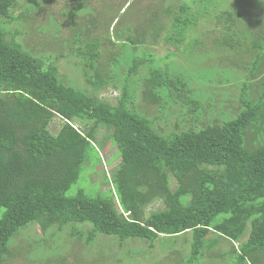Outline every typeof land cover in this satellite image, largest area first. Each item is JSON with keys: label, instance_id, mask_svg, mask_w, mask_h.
Wrapping results in <instances>:
<instances>
[{"label": "trees", "instance_id": "obj_1", "mask_svg": "<svg viewBox=\"0 0 264 264\" xmlns=\"http://www.w3.org/2000/svg\"><path fill=\"white\" fill-rule=\"evenodd\" d=\"M17 4L18 0H0V264L11 254V242L33 225H39L46 238L70 227L72 236L88 246L112 236L121 243L143 240L150 249L162 236L191 232L190 253L181 264L199 261L208 247L219 243L211 239L217 234L240 243L238 264L248 257L260 264L253 254L264 248V88L255 98L250 81H245L237 113L219 112L214 96L195 85L222 75L220 67L206 66L228 57L212 54L203 59L204 68L191 72L180 66L162 68L150 52L137 53L140 45L164 39L177 50L184 47L183 54L192 61L197 51L213 42L222 53L237 51L235 56L242 59L230 61L224 81L234 82L236 69L246 68V54L254 62L249 66L254 76L264 60L258 43L264 34L244 27L239 5L230 0H182L145 10L150 19L143 27L129 24L124 29L116 24L115 34L109 32L107 37L125 56L112 59L114 73L100 65L104 42L99 37H75L86 43L85 50H75L84 56V70L95 71L87 79L92 94L64 83L55 62L45 63L24 48L17 39L19 31L10 29L22 20V15L14 14ZM111 14L108 25L98 20L107 30L119 11ZM203 19H209L214 29L199 33ZM174 55L168 51L167 57ZM115 78H124V84L112 104L100 99L97 91L117 86ZM140 90L143 100L159 105L165 117L171 116L169 107L174 105L187 109L191 128L181 129L185 121L163 133L157 118H149L136 106ZM57 117L64 124L53 134L50 128ZM78 121L86 129L76 128ZM102 127L111 130L110 141L121 158L111 173L113 188L105 192L95 188L96 194L90 195L81 187L68 195L97 150ZM157 201L164 208L148 213ZM33 242L38 244L30 242L32 249H50L39 240ZM55 264L74 263L63 258Z\"/></svg>", "mask_w": 264, "mask_h": 264}, {"label": "rangeland", "instance_id": "obj_2", "mask_svg": "<svg viewBox=\"0 0 264 264\" xmlns=\"http://www.w3.org/2000/svg\"><path fill=\"white\" fill-rule=\"evenodd\" d=\"M136 1L30 0L29 2V0H18L14 14L16 16L22 15V20L17 23L13 22L10 29L12 32L19 31L17 39L35 57L42 59L45 63L55 62L64 83L67 85L74 84L72 86L76 85L78 89L87 88L93 94L94 91H92V87L87 79L88 76H93L95 71L91 69L87 73L84 70V56L77 55L75 50L77 51L81 48L85 50L86 43H78L75 41V37H80L84 40H87L90 36L99 37L104 42L100 47L102 52L100 65L104 69L108 68L109 72L114 73L116 67L111 62L112 59L116 57L121 60L125 56V52L119 46L110 44L107 37L109 32L115 34L116 24L122 26L124 29H127L129 24L143 27L147 24V20L150 19L149 15H145V10L152 9L154 11L156 7L162 5L182 2V0H140L137 4ZM230 1L235 6L239 5V9L243 11L241 17L246 23L244 27L254 29L263 35L264 0H260V3H258V0ZM228 2L229 0H227ZM86 10H89L87 11L88 14L85 13ZM117 10L119 11V17L113 24H110L107 30L105 27L112 19L111 15L113 14L111 12L115 13ZM76 13L78 15L71 19L70 16ZM99 19L103 20L102 22H106L107 25L101 27V24L98 22ZM209 22V19H203L200 22L198 26L199 33L214 29V24ZM82 29L87 30V33L78 32L82 31ZM113 39L111 40L113 41ZM148 42L147 44L140 45L139 47L142 48L138 47L137 53L142 55L144 50L150 52L155 56L158 65L162 68H168V66L175 68L176 66H180L183 69L190 68L191 72H194L197 70L196 68L202 69L207 64L203 59L207 57L211 59L213 57L211 56L212 54H219L216 57H228V60H224L218 64L217 61L211 60L214 64H209L206 67L208 69H214V66H217L223 69L224 73V70L232 66L230 62L232 59H239L238 62L242 61L241 57L235 56L237 51L233 52L227 49V51L222 53L223 50L221 47H218L213 42H209V40L203 52L198 53L200 51H197L195 54L197 59L195 58L192 61L183 54L184 47L177 50L175 46L168 44L164 39H160L157 43L153 41ZM258 43L261 45L259 49L260 53L263 54L264 38H261ZM205 50L207 51L204 52ZM168 51L174 52L175 55L168 58ZM249 54H252V51ZM245 56L247 59H243L247 62H244L246 68L240 69L238 67L239 69H236L234 82L229 83L228 81H224L222 73V75L218 74L214 79L203 85H195L197 89L208 92L209 96H214L213 103L216 111L237 113V108L241 106L240 96L242 90L245 88V81H250V90L255 98L258 97V92H261L264 88L262 83L264 82V60L260 64L258 72H255L253 76L249 66L254 62L248 59V54ZM143 70L142 74L146 73L145 69ZM120 73H124L123 70ZM115 81L118 84L117 86L109 85L97 91L100 99L112 104L117 103L124 84V78H115ZM217 103H222L223 106L219 107ZM135 104L149 118L153 119L156 117L158 129H162L165 134L175 129V124L177 123L182 125L185 121L188 122L184 126L182 125L181 129H189L192 126L193 119L187 109L174 105L169 107V114L171 116L165 117L163 112L159 110V105L148 104L143 100L141 90L136 97ZM63 124L64 121L61 118L57 117L54 119L50 128L52 133L57 134ZM196 124L203 125L204 122H196ZM75 126L81 130L86 129L85 123L81 121L76 122ZM110 136L111 130L105 127L100 128L97 133L99 144L95 145L97 150L92 151L93 156L85 164L79 181L73 185L67 193L68 195H73L81 187H85L90 195L96 194L93 191L95 188L99 192H105L113 188L110 183L111 173L121 162V158L119 156L120 153L118 154L117 146L110 141ZM92 161L96 162L93 164L91 163ZM84 176H87V181L84 179ZM163 208L164 204L161 201H157L148 207V213ZM45 236L39 225L30 226L26 231L16 237L14 243L13 241L11 242V254L6 258L4 264H55L63 258H67L68 262L74 264H181L187 259L186 256L190 253L192 240L191 232L176 237L162 236L157 240L156 247L150 249L148 248V243L143 240L130 238L123 240L124 243H121L117 239H111L114 238L112 236H108L107 240L98 238L99 242H96L95 246H88L84 239L72 236L70 227H65L60 234L55 232L50 233L47 238ZM103 236L107 237L106 235ZM247 236L248 233L243 238V241ZM211 239L218 240L219 243L208 247L210 249L206 250L204 255L202 254L199 257V261L192 264H238L240 243L234 240L220 238L217 234L211 235ZM35 240L41 241L39 244L42 246L49 245L50 249H47L45 246L44 249H32L29 245L30 242L34 245L38 244L33 242ZM253 257L260 264H264V248L256 251ZM253 263L252 259L248 257L247 262L244 264Z\"/></svg>", "mask_w": 264, "mask_h": 264}]
</instances>
